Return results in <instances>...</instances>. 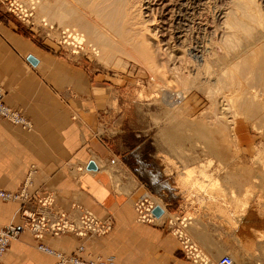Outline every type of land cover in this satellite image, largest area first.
<instances>
[{"label":"rangeland","instance_id":"374dc122","mask_svg":"<svg viewBox=\"0 0 264 264\" xmlns=\"http://www.w3.org/2000/svg\"><path fill=\"white\" fill-rule=\"evenodd\" d=\"M28 1L31 2L18 0L21 5H29ZM84 1L83 5H61L58 14L67 11L63 22L51 19L47 9L32 2V18L28 22L19 20L5 9L9 0L0 5L7 18L16 20L19 32L31 35L34 42L46 50L98 75V82L110 87L112 92L102 112L105 116L103 130L120 151L127 153L130 160L135 158L144 163L153 175L151 181H146L148 191H141L135 201L144 193L155 200L158 198L164 204L171 225L185 227L186 222L181 219L186 217L189 221L187 231L195 225L222 245L224 250H204L212 259L217 254L227 253L234 264H241L244 262L243 251L235 249L237 241L232 235L235 225L227 211L239 215L252 205L253 234L256 240L264 241L261 217L264 210V98H254L262 93L259 85L264 87V18L258 14V1L150 0L153 6L148 14L142 2L136 0L120 6L115 5L116 0H108L110 5H92V0ZM199 3L204 5L201 16L206 20L205 33L197 29V13L182 12L184 18L193 21L189 30L198 31V34L191 31L187 34L186 46L196 38L208 41V65L197 74L173 68L181 65L179 63L184 66V57L187 60L186 52L180 48H177L179 51H168L163 45L157 50L158 69L150 68L151 63L136 62V57L126 52L129 48L125 42L134 40L138 48L145 44L155 47L154 40L162 38L155 34L160 17L155 5ZM261 4L258 6H264V2ZM98 9L110 13L106 19L109 28L95 20V15L101 16L100 12L96 14ZM170 9L167 6L165 14ZM70 10L81 19L80 23H74L73 14L68 15ZM219 11H224V17L218 15ZM229 15L235 17L230 24L237 26V30L228 25V29L221 30L222 36L214 35V29L222 26L223 18ZM83 25L86 32L82 30ZM86 25L97 31L114 28L110 29V40L103 35H92ZM63 28L76 31L70 37ZM77 31L86 36L85 39L74 38ZM234 33H237V42L229 40V34ZM164 37L166 42L167 37ZM222 39H226V44ZM222 42L226 48H222ZM228 43H231L229 48ZM213 53L216 58L212 57ZM245 53L251 62H248V70L241 71L237 58ZM242 73L245 79L238 78ZM260 78L258 83L253 82ZM167 128L174 132H171L172 137L168 134L170 131L169 136L166 134ZM201 133L206 134L205 140ZM206 142L213 148L208 149ZM161 182L167 187L160 194L164 188H161Z\"/></svg>","mask_w":264,"mask_h":264},{"label":"crops","instance_id":"0c3cea01","mask_svg":"<svg viewBox=\"0 0 264 264\" xmlns=\"http://www.w3.org/2000/svg\"><path fill=\"white\" fill-rule=\"evenodd\" d=\"M15 21L0 5V86L3 102L28 127L0 117V190L18 192L25 186L30 196L50 194L56 211L75 216L70 208L75 203L101 219L109 218L112 228L99 237L44 234L38 241L24 231L9 242L0 264H57L55 253L71 254L79 245L82 258L109 257L112 264H212L203 250L224 248L195 225L186 231L171 225L167 215L151 224L136 220L134 201L148 191L146 181L153 175L144 163L130 160L103 130L110 87L19 32ZM89 162L94 169L86 168ZM160 185L161 194L167 184ZM251 206L239 215L227 211L235 225V249L243 251L241 264L264 262V241L253 234ZM20 207L32 210L35 203L0 199V226L18 223ZM261 217L264 221V210ZM38 243L52 252L39 249Z\"/></svg>","mask_w":264,"mask_h":264},{"label":"built area","instance_id":"2783aa9c","mask_svg":"<svg viewBox=\"0 0 264 264\" xmlns=\"http://www.w3.org/2000/svg\"><path fill=\"white\" fill-rule=\"evenodd\" d=\"M3 1L6 0H0L1 3H3ZM28 4L29 5H21L18 0H9L8 5H5V9L14 14L19 20L28 22L32 18L33 8V5H30V2ZM2 98L3 89L0 86V117L12 124H19L22 127H28V123L23 117L15 110L8 107L3 102ZM0 199L3 201H20L22 205L25 202L31 201L35 203V207L32 210H26L21 208L22 206L20 207L19 213L21 219L18 223H8L0 226V256L6 250L9 242L16 239L18 235L24 231L29 232L32 237L38 241L44 234L56 236L70 233L78 238H86L89 236L99 237L107 234L112 228V221L109 218L101 219L75 203L70 205V208L76 211L75 216H71L67 211H56L52 207V195L43 194L30 196L27 194L25 186L18 192L0 190ZM155 207H157L156 204L151 201L146 202L140 198L137 199L134 202L136 220L143 223H154L155 215L152 211ZM183 221L186 222V219L182 218L181 222ZM196 241L197 240H195L194 243L197 244ZM212 246L213 245L210 244V247ZM37 247L43 251L49 253L52 252L41 243H38ZM81 250L82 246L79 245L74 253H55L57 264H112L111 258L109 257L102 258L99 256H89L87 258H82L78 255ZM204 253L207 256V253ZM208 259L213 264H232L233 262L231 256L227 253L217 254L214 260L210 257ZM256 264H264V262L258 261Z\"/></svg>","mask_w":264,"mask_h":264},{"label":"bare ground","instance_id":"6f19581e","mask_svg":"<svg viewBox=\"0 0 264 264\" xmlns=\"http://www.w3.org/2000/svg\"><path fill=\"white\" fill-rule=\"evenodd\" d=\"M108 0H92V2H90V3H92V5H110L111 3H108L107 2ZM142 2V7H143V9L146 11V13L147 12H151V8H152V6L153 5H151L150 4V0H136V2ZM158 1V0H157ZM164 1V0H163ZM162 1V2H163ZM200 1V0H199ZM258 1V4H260V5H263V4H261V3H263L264 2V0H257ZM32 2V3H31ZM31 4H33V5H40L43 9H47V11H48V14L50 15V17H51V19H53V20H57V21H59V22H63L66 18H67V15H66V13H64V12H67V11H64V12H61L60 11V13L58 14V12H59V10H60V8H61V5H83V4H85V1L84 0H31ZM130 2L131 3H135V0H116L114 3H116L115 5H122V4H130ZM202 4V3H201ZM204 4V3H203ZM258 4H257V9H258V14H259V16L263 19L264 18V14L262 13V11H264V6H258ZM156 6V9L155 10H157V12L160 14V17H159V19H158V25H157V27L155 28V34H157V35H159L160 37H167V41L165 42L164 40L165 39H158V40H154L155 41V47H153V46H151V45H148V44H145V46H142V47H140V48H138L137 47V45L131 40L129 43H127V42H125L126 44H127V46L126 47H128L129 49H127L126 50V52H128L129 54H131V55H133L134 57H136V59H137V61L136 62H138V63H141V64H146V63H151L152 64V66L150 67V68H154V69H158L159 68V64L157 63V52L159 51V50H161V47H163V45L166 47V49L168 50V49H170V50H172V51H175V50H177V51H179L177 48H180L181 50H183L184 52H186V57H187V60L185 59V57H184V59H183V61H184V66L182 65V63H179V64H181V65H178L180 68H178V66H176V67H174L173 66V68L174 69H176V71H180L181 72V70H185L186 72L188 71V72H191V73H194V74H197L198 73V71H199V69H201L202 67H205V66H207L208 65V61H207V58H206V56H207V53L209 52L208 51V45H207V43H208V41L207 42H205V41H203L202 39L200 40V41H198L197 40V38H196V41H192V43H190V44H188V46H186V42H187V34L191 31L192 33H194V32H197V34H198V31L200 30V32L202 31L203 33H205L206 31H207V29H206V23H205V18H203L201 15H202V13L203 12H201V11H203L204 10V5H200V3H199V5H155ZM167 6L168 7H170L171 9L170 10H168V13L167 14H165V11L167 10ZM73 9V8H72ZM169 9V8H168ZM73 11H74V9H73ZM153 11V10H152ZM183 11H185V13L187 12V11H191V14L192 15H194L195 13H197V15H198V20H199V22H197V29H198V31H195L194 29H193V31H192V29L191 30H189L190 28H191V26H190V24L191 25H193V21L191 20V21H189L188 19H186V18H184L183 16H182V12ZM230 11H232V10H230ZM99 12L101 13V16H100V18L99 17H97L96 15H95V20H98V21H100V24L101 25H103V27H106L107 25H108V22L106 21V19H108L109 17H110V13H103V11L101 10V9H98L97 10V13L96 14H99ZM188 13H190V12H188ZM226 13V12H225ZM228 13V12H227ZM58 14V15H57ZM73 14V17H74V23H80L81 22V19L80 18H77L74 14H75V12H71V10L70 11H68V15H72ZM148 14V13H147ZM155 14V13H154ZM184 14V13H183ZM221 14H223V16H221ZM144 15V14H143ZM169 15V16H168ZM188 15V14H187ZM186 15V16H187ZM197 15H195V18H196V16ZM208 15V14H207ZM219 16H221V17H224V11H219V14H218ZM228 15V14H227ZM164 16V17H163ZM165 16H168L169 17V19H166V17ZM201 18H200V17ZM148 17V16H147ZM158 17V16H157ZM218 18H220V17H218ZM235 17L234 16H226L225 18H223V19H225L224 20V22L222 23L221 22V24H223L222 26H220V27H222L221 29H220V27H214L215 29V31L213 32L214 33V35H220V36H222L223 34H220V32H221V30L224 28V29H228V25H230L231 27H233V29L235 30H237V26H235L234 27V25H231L230 24V22L232 21V19H234ZM165 19L167 20V22L165 21ZM261 19V23H263L262 20ZM101 20H103V21H105V22H103V21H101ZM212 21V20H211ZM215 21V20H214ZM219 21V20H218ZM223 21V20H222ZM196 22H194V23H196ZM204 22V23H203ZM217 25V24H216ZM220 25V24H219ZM88 26L89 25H86V27L88 28ZM108 27V26H107ZM194 27H195V25H194ZM100 28H102V27H100ZM109 28V27H108ZM89 31L91 32V34L92 35H97V36H99V35H103L104 37H105V39L107 40V41H109L110 40V34L112 33L111 31H110V29H114V28H110V29H104V30H102V31H97V30H94V29H90V26H89ZM220 29V30H219ZM82 30H83V32L85 31L86 32V28H85V26L83 25V27H82ZM63 31H64V33L65 34H67V35H70V37L75 33V31H76V29H74V28H71V29H69V28H63ZM69 31H72V33H70ZM223 31V30H222ZM191 32L189 33V34H191ZM201 32V33H202ZM237 32V31H236ZM202 33V34H203ZM217 33V34H216ZM196 34V33H195ZM202 36V35H201ZM86 37V36H85ZM85 37H83V35H81V33H79L78 31L76 32V34H75V36H74V38H76V39H79V40H83V39H85ZM164 37V38H165ZM203 37H205V36H203ZM224 38V37H223ZM225 38H227L228 39V36L227 37H225ZM229 40L230 41H232V39H234L235 40V38H237V33L235 34H229ZM210 40V39H209ZM223 41H225V44H226V39H222ZM128 41H129V39H128ZM221 41V40H220ZM236 41V40H235ZM229 42V41H228ZM237 42V41H236ZM223 43V42H222ZM210 44V43H209ZM224 43H223V45H222V48L224 47V45H225ZM231 44V43H230ZM230 44L228 43V47L227 48H229L230 47ZM153 45V44H152ZM237 45V44H236ZM262 45H264L263 43H262ZM210 46V45H209ZM225 46H227V45H225ZM224 48H226V47H224ZM156 50V51H155ZM158 50V51H157ZM170 50H168V51H170ZM96 51V50H95ZM161 52V51H160ZM163 52V51H162ZM212 52V51H211ZM241 52V51H240ZM240 52H239V54H240ZM211 54V53H210ZM243 55V56H242ZM212 57H214V58H216V55H215V53H213V55H212ZM214 58H213V60H214ZM191 61V63L192 64H189L188 65V63ZM182 62V61H181ZM213 62V61H212ZM248 62H249V64H250V62H251V59H250V57L245 53V55L244 54H241L238 58H237V64H238V67L240 68V70L242 71H244V70H248V68H249V64H248ZM211 63V62H210ZM211 65V64H210ZM165 66V65H164ZM254 68L255 67H253L252 68V71L254 70ZM181 69V70H180ZM204 69V68H203ZM263 72V70H260V73H262ZM189 74V73H188ZM234 78H236V77H234ZM238 78H243V79H245L246 77L244 76V74L242 73ZM236 80V79H235ZM237 81V80H236ZM259 81H261V78L260 79H253V82L256 84V83H258ZM242 83V80H239V83ZM263 88L264 87H261L260 85H259V90H262V93L260 94H258V95H255L254 96V98H264V96H263ZM223 100L225 101H227V99H226V97H224L223 96ZM233 99V98H232ZM233 120H234V118H233ZM232 120V124H234V121ZM231 124V125H232ZM232 127V126H231ZM168 129V128H167ZM166 129V130H167ZM171 130H172V128H171ZM170 131V129H168V131L166 132V134L168 133ZM174 131V130H173ZM203 131V130H202ZM172 131H170L168 134H170V136H171V134L172 133H174V132H172ZM198 133V132H197ZM167 134V135H168ZM202 134H204V133H201V135ZM198 135H200V132L198 133ZM169 136V135H168ZM176 135H174L173 137H175ZM202 136H204V140H205V138H207V136H206V134H204V135H202ZM172 137V136H171ZM169 143H172V142H169ZM173 143H175V142H173ZM207 143V146H206V144H205V146L206 147H208V149H211V148H213V147H211L212 145L209 143V142H206ZM209 145V146H208ZM211 145V146H210ZM152 198H150V196L148 195V194H144L142 197H141V199L142 200H145L146 202H150V200H151V202H153L154 204H156V206H158L159 208H161L162 209V211H163V213L159 216V217H157V216H155V220H161L162 219V217H164V216H166V210H165V208H164V204L163 203H161V200H159L158 198H157V200H155V199H153V196H151ZM155 200V201H154ZM185 219H186V217H185ZM187 220V219H186ZM188 221V220H187ZM186 221V223H185V230L187 231V225H188V223H189V221L187 222ZM145 223V222H144ZM154 223H155V221H154ZM194 242V241H193ZM205 252V251H204ZM209 255L207 254V257H208ZM210 257V256H209ZM208 257V258H209ZM211 258V257H210ZM212 259V258H211ZM214 260V259H213ZM211 262V261H210ZM212 263V262H211ZM213 264V263H212ZM232 264H234V261L232 262Z\"/></svg>","mask_w":264,"mask_h":264},{"label":"water","instance_id":"95a60500","mask_svg":"<svg viewBox=\"0 0 264 264\" xmlns=\"http://www.w3.org/2000/svg\"><path fill=\"white\" fill-rule=\"evenodd\" d=\"M26 60H27L29 63H31V64H34V62H35V60H34L31 56H27V57H26ZM86 168H87V169H94L95 166H94L93 162H89V163H87ZM152 213H153L155 216L159 217V216L163 213V211H162L161 208H159V207L157 206V207H155V208L153 209Z\"/></svg>","mask_w":264,"mask_h":264}]
</instances>
